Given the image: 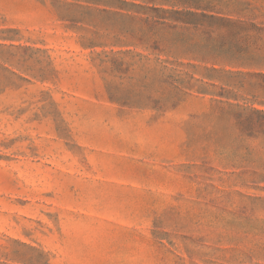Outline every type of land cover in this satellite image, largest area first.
<instances>
[{"label": "rangeland", "instance_id": "rangeland-1", "mask_svg": "<svg viewBox=\"0 0 264 264\" xmlns=\"http://www.w3.org/2000/svg\"><path fill=\"white\" fill-rule=\"evenodd\" d=\"M68 1L0 0V264H264L260 79Z\"/></svg>", "mask_w": 264, "mask_h": 264}, {"label": "trees", "instance_id": "trees-1", "mask_svg": "<svg viewBox=\"0 0 264 264\" xmlns=\"http://www.w3.org/2000/svg\"><path fill=\"white\" fill-rule=\"evenodd\" d=\"M66 5L135 15L132 19L145 30L132 38L152 49L155 52L152 54L173 57L177 63L184 52L222 65L206 68L208 71L259 78L261 82L256 86L261 93L251 82L232 84L224 77L218 80L223 87L247 90L264 105V4L258 0H70ZM115 38L123 42L120 37ZM170 71L173 77H179L183 69L173 65ZM190 75L194 78L195 73ZM171 85L180 90L191 88L179 79H174ZM252 110L264 120V110ZM260 133L264 136V125Z\"/></svg>", "mask_w": 264, "mask_h": 264}]
</instances>
